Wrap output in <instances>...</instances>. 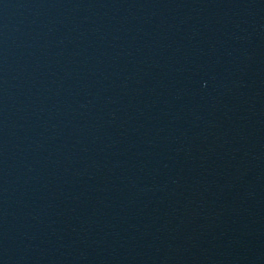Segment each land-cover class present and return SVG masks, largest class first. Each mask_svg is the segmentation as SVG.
<instances>
[{"label":"water","instance_id":"obj_1","mask_svg":"<svg viewBox=\"0 0 264 264\" xmlns=\"http://www.w3.org/2000/svg\"><path fill=\"white\" fill-rule=\"evenodd\" d=\"M0 264H264V0H0Z\"/></svg>","mask_w":264,"mask_h":264}]
</instances>
